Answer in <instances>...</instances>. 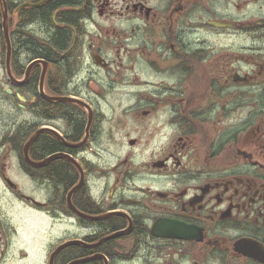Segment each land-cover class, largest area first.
<instances>
[{
    "label": "flooded vegetation",
    "instance_id": "1",
    "mask_svg": "<svg viewBox=\"0 0 264 264\" xmlns=\"http://www.w3.org/2000/svg\"><path fill=\"white\" fill-rule=\"evenodd\" d=\"M0 264H264V0H0Z\"/></svg>",
    "mask_w": 264,
    "mask_h": 264
}]
</instances>
